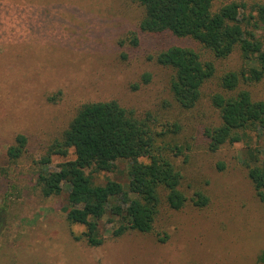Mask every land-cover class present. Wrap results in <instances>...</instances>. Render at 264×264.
Masks as SVG:
<instances>
[{"label":"rangeland","instance_id":"obj_1","mask_svg":"<svg viewBox=\"0 0 264 264\" xmlns=\"http://www.w3.org/2000/svg\"><path fill=\"white\" fill-rule=\"evenodd\" d=\"M140 16L131 0H0V264H264V201L255 196L240 162L243 146L212 152L198 136L193 140L194 129L184 120L188 113H180L169 91L171 69L148 59L157 40L140 33L135 48L127 44ZM161 41L208 55L189 38ZM225 62L238 61L231 55ZM249 88L264 98V81ZM110 98L179 122V138L190 146L187 159L176 160L182 187L188 198L199 190L208 202L198 207L189 200L177 210L162 205L155 230L163 241L133 230L112 237L106 215V240L87 245L72 235L83 226L65 219V190L45 197L37 187L39 171L66 159L36 163L47 141L78 104ZM192 111V119L204 112L208 122H218L205 97ZM19 132L27 136V152L11 161L6 148ZM125 169L118 161L113 172L94 173V179L124 182Z\"/></svg>","mask_w":264,"mask_h":264},{"label":"trees","instance_id":"obj_2","mask_svg":"<svg viewBox=\"0 0 264 264\" xmlns=\"http://www.w3.org/2000/svg\"><path fill=\"white\" fill-rule=\"evenodd\" d=\"M215 1L131 0L141 16L127 44L135 48L140 33L157 40L148 59L171 69L169 91L180 113H188L184 120L194 129L193 140L198 136L212 152L241 144L240 162L255 196L264 201V98H255L249 88L264 81V1L223 0L214 6ZM168 36L192 39L208 55L162 43L161 38ZM231 55L238 62L225 65ZM143 79L148 80L147 74ZM202 97L216 113L217 123L208 122L204 112L190 118L197 115L192 109ZM180 129L177 121L167 123L115 98L84 101L44 145L36 161L40 166L53 156L66 159L55 169L39 171L37 187L45 197L65 190V219L83 226L72 235L87 245L99 246L106 240L102 228L106 215L112 237L133 230L156 234L163 241L155 230L162 205L177 210L189 200L198 207L208 202L202 191L188 198L182 187L184 174L176 160L187 159L190 146L180 140ZM26 142L23 133L15 135L6 148L11 161L26 154ZM118 161L126 164L124 182L109 177L104 183L95 181L94 173L113 172Z\"/></svg>","mask_w":264,"mask_h":264}]
</instances>
